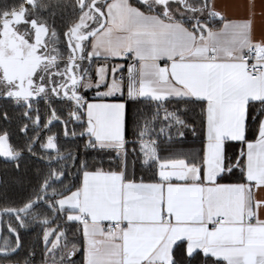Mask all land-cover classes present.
Instances as JSON below:
<instances>
[{
  "label": "snow or ice",
  "instance_id": "6c2138e0",
  "mask_svg": "<svg viewBox=\"0 0 264 264\" xmlns=\"http://www.w3.org/2000/svg\"><path fill=\"white\" fill-rule=\"evenodd\" d=\"M0 161V264H264V0H0Z\"/></svg>",
  "mask_w": 264,
  "mask_h": 264
},
{
  "label": "trees",
  "instance_id": "16d2710c",
  "mask_svg": "<svg viewBox=\"0 0 264 264\" xmlns=\"http://www.w3.org/2000/svg\"><path fill=\"white\" fill-rule=\"evenodd\" d=\"M8 168V171L11 172L12 169L9 166H3L0 164V180L3 182H0V195H2L5 191L8 193L9 196L13 198H17L20 195H24V190L27 188V178L21 177L20 179L23 181V183L17 184L13 183L12 179L10 177L4 176L3 170L5 168ZM40 229H37L33 232H30L27 236V239L29 241H34L36 239V233H38ZM37 252L39 253V248H37ZM37 259H39V255L37 256Z\"/></svg>",
  "mask_w": 264,
  "mask_h": 264
},
{
  "label": "flooded vegetation",
  "instance_id": "af4514ba",
  "mask_svg": "<svg viewBox=\"0 0 264 264\" xmlns=\"http://www.w3.org/2000/svg\"><path fill=\"white\" fill-rule=\"evenodd\" d=\"M0 164H2L3 166H6L3 161H0ZM37 229H39V228H36L35 230H37Z\"/></svg>",
  "mask_w": 264,
  "mask_h": 264
}]
</instances>
